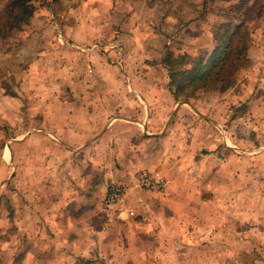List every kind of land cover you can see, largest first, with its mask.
I'll use <instances>...</instances> for the list:
<instances>
[{
	"label": "rangeland",
	"instance_id": "1",
	"mask_svg": "<svg viewBox=\"0 0 264 264\" xmlns=\"http://www.w3.org/2000/svg\"><path fill=\"white\" fill-rule=\"evenodd\" d=\"M28 1L31 12L26 20L8 37L0 38V95L16 92L21 100L11 122L8 115L0 116V209L17 204L13 197L27 192L23 180L29 176V170L22 163L25 157L34 161L38 156L35 146L27 155L20 147L13 153L16 168L12 170L13 165H8V157L5 158L9 141L25 137V132L37 124L25 120L30 109L36 114L44 110L50 116L66 113L50 107V101L72 99L74 91L70 86L81 82L88 64L95 68L93 81L97 84L92 91H86L85 95L88 93L91 98L107 95L114 91L113 83L122 84L121 81L145 83L154 77L156 82L164 80L169 86V73L178 72L182 66L174 64L168 69L164 59L177 60L184 54L206 60L217 34L226 26H238L233 38L242 35L245 50L232 88L220 91V84H216L212 89L192 92L199 88L195 83L185 98L177 99L169 90L176 100L186 103L180 115L190 112L193 118L190 128V123L181 118L175 133L187 134L191 129L195 146L204 148L206 139L208 149L213 148L201 154L206 161L191 168L187 156L179 154L182 160L174 169L176 175L171 179L175 186H171L170 192L183 195L180 199L186 201L188 209L182 208L176 219L166 216L170 208L151 211L150 215L146 210L134 211L130 224H175L185 234L186 229L203 233V247L194 236L192 246L186 248L184 244L185 249L179 250L151 243L144 250V257L150 262L160 259L155 264H264V0ZM76 23L79 26L71 30ZM57 34L64 36V40L58 41ZM101 46H107V52ZM91 49L93 52H86ZM118 50L123 55L126 51L129 58L123 75L113 69V63L121 64ZM148 66H156L157 72L148 73ZM58 82L64 88H54ZM105 84L111 90L103 89ZM134 89L142 94L149 92L136 86ZM190 102L195 105L191 109L187 108ZM10 106L0 105L8 107V111L14 108ZM175 157L179 160V156ZM190 179L199 186L191 185ZM114 186L110 185L108 190ZM114 208L109 211L113 215L124 210ZM176 208L174 203L172 209ZM159 214L165 217L159 218ZM7 237L5 227L0 244ZM117 250L118 247L110 252L117 253L116 259ZM110 253L107 257L113 258ZM126 256L133 254L124 252L123 257ZM144 264H148L146 260Z\"/></svg>",
	"mask_w": 264,
	"mask_h": 264
},
{
	"label": "crops",
	"instance_id": "2",
	"mask_svg": "<svg viewBox=\"0 0 264 264\" xmlns=\"http://www.w3.org/2000/svg\"><path fill=\"white\" fill-rule=\"evenodd\" d=\"M78 26L74 24L71 30ZM64 38L56 36L58 41ZM101 47L107 52V46ZM84 51L80 49L83 54ZM86 52H93V49ZM118 52L121 64L113 63V69L123 75L127 72L124 65L129 58L126 51L124 55L122 50ZM147 68L148 73L157 72L156 66ZM83 72L81 82L70 86L74 91L72 99L50 101V107L66 110V113L50 116L44 110L36 114L30 109L25 120L37 124L25 132V137L14 138L6 147L8 154L5 158L8 157V165H13L12 170L16 168L13 153L20 147H24L27 155L35 146L38 156L34 161L25 157L22 163L29 170V176L23 180L27 192L13 197L17 204L0 209V235L5 227L8 230L7 240L0 244V264H144L145 260L148 264H155L153 262L160 259L153 258L150 262L144 257V250L151 243L179 250L185 249L184 244L186 248L192 246L194 236L203 247L201 231L192 233L191 229H186V237L175 224V227L130 224L134 211L146 210L150 215L151 211L161 209L164 212L170 208L166 216L176 219L181 216L182 208L188 209L184 204L186 201L180 199L183 195H171V186L175 184L172 180L176 175L174 169L182 160L181 154L187 156L191 168L206 161L201 154L213 148L208 149L206 139L204 148L195 146L191 129L187 134L175 133L181 118L190 123L189 128L192 124L190 112L180 115L186 103L171 95L167 81L156 82L154 77L145 83H113L114 91L107 93L116 92L113 97L91 98L85 94L95 88V68L88 64ZM58 86L64 88L61 82L54 88L60 89ZM135 86L149 92L142 94L135 91ZM111 88L109 84L103 86L105 90ZM82 89L84 91L80 93ZM19 98L16 92H2L0 95V105L14 107L10 111L8 107H0V116L8 115V122L21 106ZM192 106L195 105L190 102L187 108ZM11 143L15 144L11 146ZM29 145L30 149L27 148ZM15 146H18L16 150ZM175 156H179V160ZM142 172L158 174L166 180V190L155 193L138 189L136 176ZM192 183L199 186L196 180L190 179ZM112 184L123 189L121 202L113 207L114 210L118 207L124 209L121 214L113 215L109 212L113 208H104L103 202ZM174 203L176 209H172ZM116 247L118 259L116 252L110 253ZM108 251L114 254L113 258L107 257ZM124 252H131L133 257H123Z\"/></svg>",
	"mask_w": 264,
	"mask_h": 264
},
{
	"label": "trees",
	"instance_id": "3",
	"mask_svg": "<svg viewBox=\"0 0 264 264\" xmlns=\"http://www.w3.org/2000/svg\"><path fill=\"white\" fill-rule=\"evenodd\" d=\"M0 38H6L21 25L31 12L28 0H0ZM238 26H226L215 37L216 43L206 60L203 57L194 58L181 55L177 60L166 58L164 66L170 69L174 64L181 65L178 72H170L169 90L177 98H185L187 90L197 83L195 90L212 89L220 84V91H225L235 85V72L242 62L245 44L242 35L234 40V32ZM175 87V88H173Z\"/></svg>",
	"mask_w": 264,
	"mask_h": 264
},
{
	"label": "built area",
	"instance_id": "4",
	"mask_svg": "<svg viewBox=\"0 0 264 264\" xmlns=\"http://www.w3.org/2000/svg\"><path fill=\"white\" fill-rule=\"evenodd\" d=\"M136 187L143 191L163 193L167 188V182L156 173H139L136 176ZM123 189L111 187L104 199V208L111 209L121 202ZM132 216V213H129Z\"/></svg>",
	"mask_w": 264,
	"mask_h": 264
}]
</instances>
